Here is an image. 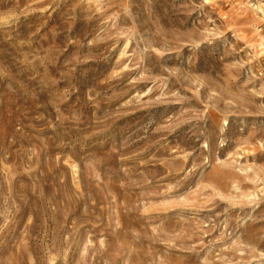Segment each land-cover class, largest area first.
<instances>
[{"label": "rangeland", "instance_id": "rangeland-1", "mask_svg": "<svg viewBox=\"0 0 264 264\" xmlns=\"http://www.w3.org/2000/svg\"><path fill=\"white\" fill-rule=\"evenodd\" d=\"M0 264H264V0H0Z\"/></svg>", "mask_w": 264, "mask_h": 264}]
</instances>
